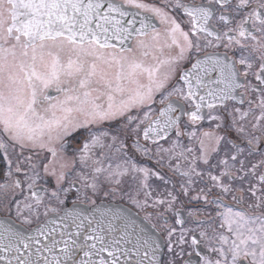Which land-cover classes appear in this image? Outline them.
I'll use <instances>...</instances> for the list:
<instances>
[{
  "label": "snow or ice",
  "instance_id": "1",
  "mask_svg": "<svg viewBox=\"0 0 264 264\" xmlns=\"http://www.w3.org/2000/svg\"><path fill=\"white\" fill-rule=\"evenodd\" d=\"M177 10L188 17V31L171 14ZM153 18L168 26L163 33L164 46H175L179 53L155 65H148L135 55H129L133 49L128 42L134 37L153 33L151 44L139 40L137 47L141 50L159 49L162 34L153 23ZM214 20H218L226 30L217 28ZM233 21L234 27L231 26ZM200 34L214 37L217 41L205 40L204 48L219 47V42L225 41L223 46L233 50L234 56L216 52H205L203 57L198 55L191 69L179 76L184 87L176 84L162 94L160 103L165 106L152 118L154 109L151 106L155 103V93L165 88L170 73L177 70L175 65L189 58L193 51L197 54L202 51ZM190 37H195V41ZM245 40L252 43L246 44ZM62 54L67 56L66 61L62 59ZM141 55L147 57L149 52L142 51ZM237 64L244 67L243 73ZM163 65L168 66V71L161 73ZM254 65H257L255 71ZM250 72L257 83L241 82V75L247 77ZM49 88L63 93V99L51 103L53 98L45 93ZM241 88L259 93V103L256 104L259 115H253L255 123L252 130L260 135L247 134L246 148L230 140L227 129L224 134L204 131L199 139L200 155H192L186 169L181 168L179 160H188L186 153H193L191 147L177 152L176 149L181 146L176 140L169 148H157L158 155L167 153L169 160L173 157L177 159L173 171L186 177L189 185L194 175H203L196 169L197 160L208 164L210 154L217 153L222 142L235 150L230 157L234 162L232 167L245 151L248 155L259 153L264 157V124L261 123L264 121V0H207V3L163 0V6L144 3L143 0H0V151H3V159L7 161L0 192L7 196L11 190L14 198L15 190L23 192L26 183L29 194L23 197V201L15 200L16 214L21 216L23 210H27L29 216L36 215L38 218V210L44 200L43 191H47L36 187L40 176L37 166L31 163V156L24 157V161L29 162L28 170L20 166L24 161H19L15 168L17 174L23 171L24 180L18 177L13 179L7 141L19 145L22 150L28 147L47 149L52 159L44 164L43 170L46 175L55 178L58 190L51 195L62 204L64 201L60 199V193L63 192L66 197L71 190L61 186L66 178L64 170L75 168V159L63 156L57 159L58 150L51 145L58 143L63 152L66 138L76 131L89 129L94 124L122 120L118 130L133 134L132 148L148 155L151 150L141 145V136L143 140L157 144L167 139L170 130L175 128L179 137L181 115H188L190 121L195 123L203 119L200 113L205 106L211 110L218 102L223 104L232 99L243 103L242 97L236 95ZM117 96L121 98L117 100ZM173 96L190 102L194 110L185 111L183 106L170 100ZM105 97L106 106L98 102ZM45 102H49L48 106L38 111L37 105ZM133 109L137 110L136 115L131 114ZM141 109L147 110L140 115ZM235 111L240 114L241 120L252 114L251 107L246 112ZM178 112L181 115H177ZM209 119L221 118L210 115ZM236 124L234 117L229 127H235L238 134H245L244 126L236 127ZM141 125H144L142 129ZM215 127L220 129L223 125L217 123ZM88 135L90 139L85 140L79 152V163L82 168H87L91 161L92 182H87L83 172L77 173L84 181V189H91L93 194L101 190V174H104L103 183L115 186L109 189L113 193L122 190V177L128 174L132 175L134 181L137 174H142L140 189L148 188L150 175L164 179L158 172L138 166L127 151L123 152L126 159L115 166L108 163L105 167L104 153L93 159L90 150L96 147L111 149L112 144L102 142V137H107L109 133L89 130ZM188 135L195 138L196 132ZM3 137H7V141ZM111 139L114 144L118 137L112 136ZM125 148L121 141L116 151L121 152ZM220 163L225 165L221 176H227L229 180L246 178L229 171L227 159L220 160ZM239 163L237 171L244 172V161ZM55 165H58L59 171ZM261 165H264V159L248 169L252 178H256V170ZM169 167H172L171 164ZM208 175L222 193L231 191L228 185L221 182L220 176ZM181 187L186 195L188 188L184 184ZM76 191L79 199L81 189L77 188ZM248 191L255 198V203L248 207L257 211L224 207V211L217 213L220 218L218 227L223 231L213 228L211 236L206 231H200L199 239L193 234L190 239L192 251L188 253L190 259L184 264H195L191 259L193 254L199 258V264H264V211H260L264 209V171L259 173L256 183L249 180ZM257 192L260 194L257 195ZM126 194L137 207L142 206L134 196ZM144 195L150 197L151 192L145 191ZM168 195L170 200H155L153 206L167 204L165 211L173 212L175 224L183 225L186 221L181 218L180 210L173 211L172 207L177 197L171 192ZM84 196L88 198L86 192ZM203 199L208 202L207 196ZM233 199L240 202L243 197L233 196ZM211 202L219 208L222 197L214 198ZM144 204H147V199ZM49 211L56 212L57 209L45 206L46 216ZM146 220L147 223L138 222L119 209L102 210L97 206L86 215L73 208L65 209L62 215L50 218L26 233L5 218L0 220V264H175L174 258L163 259L164 245L158 236L157 226L150 217ZM22 223L30 224L31 219L26 216ZM203 223L206 221L198 222V226ZM191 231L181 228L178 241L181 246L189 243L185 234ZM167 232V251L172 253L171 237L176 228L168 227ZM205 240L214 245L209 251L216 254V259L201 256L197 250ZM175 256L182 258L183 248Z\"/></svg>",
  "mask_w": 264,
  "mask_h": 264
},
{
  "label": "flooded vegetation",
  "instance_id": "2",
  "mask_svg": "<svg viewBox=\"0 0 264 264\" xmlns=\"http://www.w3.org/2000/svg\"><path fill=\"white\" fill-rule=\"evenodd\" d=\"M120 1V0H118ZM144 3L148 4H156L157 6H163V0H143ZM184 3H207V0H183ZM136 10V9H135ZM139 11V10H136ZM146 15H151L150 13H145ZM172 15H174L178 21L181 22V27L185 30H189V24H188V17L184 16L182 13H180L178 10L171 12ZM219 15V13L217 14ZM240 17H237L236 19H239ZM153 22L156 24L157 29L162 34V39L160 41V48H148L141 50L137 47V43L139 40H144L146 44L152 43V35L153 33H149L148 36H137L134 37L132 40L129 41V46L133 49V52L129 55H135L138 59H141L145 62V64L148 65H155L159 63L160 61L166 60L170 57H175L179 53V49L175 46H172L171 48H168L165 45V40L163 39V33L165 32V29L168 27L167 25L161 24L160 21L156 18H153ZM213 24L219 28L221 31H224V26L218 22V20H214ZM232 27L235 26V21H233ZM201 35V47L202 51L200 53H195L193 51L189 58L178 61V63L175 65L176 71L170 73V79L165 85V88L161 90V92L155 93V103L151 106L154 111L152 112V118H155V116L158 114L160 108L164 107L165 105H162L160 103V99L162 97V94L166 93L167 91H170L171 88L179 84L181 87H184L183 82L179 80V76L185 71L191 69V64L195 62V59L197 56H203L205 52L212 53L216 52L221 55L227 53L229 57L234 56L233 50L226 49L223 45L225 41H220L219 47H207L204 48V42L207 39L213 40V43H217L214 37H205L203 34ZM195 41V37H190ZM167 43H171L170 40L167 41ZM244 43L251 44V40H245ZM142 51H148L149 55L147 57H144L141 55ZM62 59L64 61L67 60V56L62 54ZM258 64V62H257ZM256 66L254 65L253 71L256 70ZM237 68L240 70L241 73L244 71V67L242 65L237 64ZM165 71H168V66L163 65L160 68V72L163 73ZM241 82L248 84H256V80L254 76L249 73L247 77L241 75L240 77ZM146 82V78L145 81ZM45 93L50 95L53 99L50 101L51 103H55L57 99H63V93H58L55 91L54 88H49L45 90ZM236 95L238 97H242L243 103H240L238 99H232L224 101L223 104L217 103V106L213 109H208L207 106L203 107L201 109V115L203 116V119L196 121L195 123H192L188 117V115H181V113H176L177 115H181V119L179 121V130L181 135L177 137L176 135V129L173 128L170 130L167 139L160 140L157 144H153L151 141H145L143 140L142 136L140 137V143L141 145L149 148L151 151L148 155H144L140 152H136L135 149L132 148V142L133 139H135V136L131 133H126L124 131H120L119 126L123 121H111V122H104L102 124H94L90 125L89 129H80L76 131L73 136L66 138V149L65 151H60V145L54 144L51 145L53 147H56L58 150V156L57 159H59L61 156L67 157V158H73L75 159V168L69 167L68 169H65L66 178L64 181L61 182V186L64 188H71L67 196L65 197L64 193H60V199L64 201V203H60L55 197L51 195L53 191H57V183L53 176L46 175L43 170L44 164H47L49 160L52 159L51 154L47 151V149H32L31 147L21 149L19 145H13L11 141H7V137H3L4 140H6L9 144L8 147V158L11 161V166L13 170V179L19 178L20 180H24L23 171L19 174L15 172V168L17 166V163L19 161H24V157L31 156V163L35 164L37 166L36 170L39 172L40 178L36 181V187L41 189L42 191L46 189L47 191H43V204L39 207V216L37 218L36 215L29 216V213L27 210H23V215L17 216L16 209L14 207L15 200H21L23 201V197L25 195H28L27 185L25 183L24 185V191L21 192L19 189L15 190L16 195L13 198L12 191L9 190L7 196H4L2 192H0V214L3 216H7L12 218L14 221L22 224L26 227H31L33 225H36L40 222H42L45 218H47L49 215L53 213L60 212L63 208L75 203H82L87 205L88 207H92L93 205L99 203V202H116V203H122L126 206H128L130 209L134 210L137 214H139L142 218L146 220V218L150 217L152 223L156 224L158 234L160 236V239L162 241L163 247V259L167 261L169 258L175 259V264H184L185 261L189 260L190 257L188 255L189 252L192 251L190 247V239L193 234L197 235V238L199 239V233L200 231H206L208 236L212 235V229L216 228L218 231H223L222 229H219L220 224V218L217 216L218 212L224 211V207L230 206L234 210H246L249 212H255L256 209L252 208L250 209L248 206L249 204L255 203V198L251 196V194L248 191L249 188V180L251 179L252 183H256L257 178L259 176V173L261 171H264V165H261L256 170V178L251 177V173L248 172V169L251 168L252 164L258 163L261 159H264L259 153L248 155L247 151H245L242 155H240L235 162V167H232L233 161L230 159V157L235 153L234 149H231L230 145H225L223 142L219 145V151L217 153H211L209 156V163L204 164L201 161L197 160L196 162V169L197 171L203 173L201 176H193L192 177V183L189 185L187 184V178L180 176L177 172L173 171V168L177 164V159L173 157L171 160H169V154L167 153H160L157 154V148L163 147V148H169L173 141L179 140V144L181 147H178L176 149L177 152L181 151L182 149H187L191 147L193 149V153H186L188 156V160L180 159L179 163L181 165L182 169H186L188 167V161L191 160L192 155H195L199 157L200 155V145H199V139L201 138V133L204 131H210V132H216L218 134H224L225 130L227 129V136L230 140L238 143L241 147L246 148V135L252 134V135H260L258 131L253 132L252 130V124L255 123L253 119V115H259V109L256 107V104L259 103V93L258 92H252L248 88H241L237 90ZM121 97L117 96V100H119ZM170 100L172 102L177 103L178 105L183 106V109L185 111H192L194 110V105H190V102L184 101L180 99L177 96L170 97ZM99 103H102L106 106L107 100L105 98H101ZM166 101L165 103H167ZM250 102H252L250 104ZM49 102H45L42 105H37L38 111H42L43 108H46L48 106ZM226 105V107H225ZM252 108V114H250L246 119L241 120L240 114L236 112V109H239L240 112H246L249 110V108ZM147 109H141L139 110V114L142 115L143 111ZM133 115L137 114V110L133 109L132 113ZM219 116L220 120H210L209 116ZM236 118L237 124L236 127L243 125L245 129V134H238L236 132L235 127H229L232 125L233 118ZM147 123V122H146ZM217 123H220L223 125L222 128L217 129L215 126ZM264 124V121L261 122ZM144 127V125H141V129ZM102 132L107 131L109 135L107 137H102V142L105 145L112 144V148L109 149L108 147H105L104 149H100L99 147L91 149V155L93 159L99 158L101 155V152L104 153V159L103 164L106 167L108 163H112L113 166H115L116 163L126 159L123 155L124 151H127L128 156L132 158V160L135 161V163L138 166H146L149 169H151L154 172H158L160 176H162L164 179H158L156 176L150 175L147 184V189H140L139 181L142 179V174H137V179L134 181L132 179V175L128 174L124 177H122V185L120 188L122 190L116 191L115 193L109 191V189L115 187L114 185H109L107 183H103L104 181V174H101L99 177L100 182L102 183V189L98 190L95 194H93L91 189H84L83 184L84 181H82L77 173L83 172L85 176L87 177V182H92V164L91 161H89V167L82 168L79 163V152L80 149L83 148V144L85 140L90 139L88 132ZM196 132L195 138H190L188 133L190 132ZM112 136H117L118 139L113 144V141L111 139ZM123 141L126 145V148L121 150V152H117L116 148L120 146V142ZM264 148V146H262ZM4 153L3 151H0V183L4 182V172L7 170V161L3 159ZM227 159L228 160V170L235 173L236 176H246L244 180L240 179H234L229 180L227 176H221V172L225 171V165L220 163V160ZM161 161V163H157V161ZM244 161V172H239L237 169L240 168L239 161ZM171 164L172 167H169ZM21 168L23 170H28L29 162L24 161L21 163ZM57 167V170L59 171L58 165H55ZM50 167H52L50 165ZM208 173H211L212 175L220 176L221 182L224 185H228L231 188V191L227 194L222 193L221 189L219 187L214 186L216 182L212 181L210 179V176ZM31 174V173H29ZM247 174V175H246ZM167 181V183H165ZM184 184L187 188V194L185 195L181 185ZM257 187L260 186L257 184ZM80 188V198L77 199V191L76 189ZM242 189V191H241ZM203 190V191H201ZM210 190V191H209ZM150 191L151 196L145 197L144 192ZM87 193V199H85L84 193ZM169 192L172 193L173 196L177 197L176 201L173 203V211L176 209L180 210L181 218L184 219L186 222L183 225H177L175 224L176 216L173 215V212L165 211L167 208V204L159 205L156 204L153 206V202L158 199H164V200H170L171 197H169ZM107 193V194H106ZM126 193H129L130 195L134 196L136 200L141 202V207H137L135 203L131 199H129V195ZM260 193L257 192V195ZM204 196H207L208 202L206 203L203 199ZM233 196L237 197H243V200L240 202H237L233 199ZM197 197H199L197 199ZM222 197V206L217 207L216 204H213L211 201L214 198ZM145 199H147V204H144ZM95 201V203H93ZM45 206L56 208V212L49 211L47 213V216L45 213ZM23 208V205L21 206ZM260 211H264V209H260ZM193 213V215H189V213ZM29 217L31 219L30 224H23L22 220L24 217ZM147 221V220H146ZM165 221H167V224H165ZM200 221H206V223L200 224L198 226V222ZM168 227H174L176 228V232L171 237V242L173 245V252L169 253L167 251V244L169 242ZM184 229H191V232H187L185 234L186 239L189 241L188 244L180 245L179 244V236H180V230L181 228ZM214 246L211 241L205 240L204 243H201L198 246V251L201 253V256L210 257L211 259H216V254L209 251V248ZM183 248L184 256L182 258L176 257L175 253L179 252ZM191 259L195 262V264H199V258L193 254Z\"/></svg>",
  "mask_w": 264,
  "mask_h": 264
},
{
  "label": "water",
  "instance_id": "3",
  "mask_svg": "<svg viewBox=\"0 0 264 264\" xmlns=\"http://www.w3.org/2000/svg\"><path fill=\"white\" fill-rule=\"evenodd\" d=\"M118 2H120V1H118ZM129 10L130 11H136L135 9H129ZM128 44H129V42H128ZM200 57H203V56H200ZM97 206H99L102 210H107L109 208H111V209H119V210L123 211L125 214L129 215L131 218L136 219L138 222L147 223V221L144 218H142L139 214H137L134 210L130 209L128 206H126V205H124L122 203H116V202H99V203L93 205L92 207H88L87 205L82 204V203H73V204L63 208L60 212L53 213V214L49 215L42 222H40V223H38L36 225H33L31 227L23 226L22 224L14 221L12 218L7 217V216H3L1 214H0V220H4L5 218H8V219H10V221L17 228H19L21 230H24L27 233V232H30L31 230L35 229L38 225L43 224L46 220H48L50 218L55 219L59 215H62L63 211L65 209H73V208H75L76 210L81 211V212H83L84 214L87 215V214H90ZM60 227L63 228V225L61 224ZM158 236H159V234H158ZM57 238H59L58 234H57ZM159 238H160V236H159ZM161 243H162V241H161ZM105 256H107L106 253H105Z\"/></svg>",
  "mask_w": 264,
  "mask_h": 264
}]
</instances>
